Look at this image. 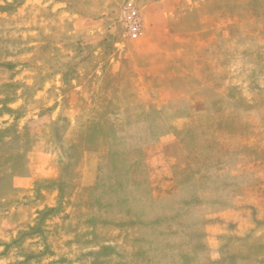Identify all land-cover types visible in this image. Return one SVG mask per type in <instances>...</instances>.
Instances as JSON below:
<instances>
[{
	"label": "rangeland",
	"instance_id": "obj_1",
	"mask_svg": "<svg viewBox=\"0 0 264 264\" xmlns=\"http://www.w3.org/2000/svg\"><path fill=\"white\" fill-rule=\"evenodd\" d=\"M209 1L216 14L235 0ZM129 4L141 13L134 0H0V241L34 226L41 205L56 207L46 240L35 235L6 257L0 246V264H27L24 254L45 245L28 264H264V53L227 59L238 73L233 100L214 95L206 120L178 133L162 165L144 152L167 132L162 121L128 120L116 102L54 100L85 83L86 97L91 83L99 98L118 96L120 79L94 71L142 37L126 31ZM253 5L233 11H258L254 34L264 36V7ZM74 109L88 114L83 126H71ZM102 147L82 188L86 152ZM43 152H53L55 169L44 167ZM27 207L22 220L16 211Z\"/></svg>",
	"mask_w": 264,
	"mask_h": 264
},
{
	"label": "crops",
	"instance_id": "obj_2",
	"mask_svg": "<svg viewBox=\"0 0 264 264\" xmlns=\"http://www.w3.org/2000/svg\"><path fill=\"white\" fill-rule=\"evenodd\" d=\"M134 1L143 15L142 37L127 45L128 47L122 44L119 54L111 53L107 65L94 71H106L105 73H112L120 79L118 96L108 94L99 98V85L91 83L92 91L86 97L85 83L75 88L72 98L65 94L54 100L65 108L76 107L80 99L84 100L83 104L103 105L105 109L116 102L120 106L118 115L121 113L128 120L155 117L154 119L162 121L167 132L155 142L144 146L145 155L153 157L156 165H162L172 157L167 147L176 142L178 133L190 128L194 122L206 120L214 95L224 96L225 101L233 100L227 93L231 90L229 86L236 85L238 73L228 70L227 59L236 58L239 61L240 57H247L251 52L264 53V36L257 37L254 34L257 21L261 20L259 12L233 11L239 8L237 4L245 7L254 3L253 6L262 8L264 2H224L214 14L209 0ZM227 11L230 13L229 19L223 16ZM227 33L231 37H226ZM44 56L51 57L52 53H44ZM49 74L57 75L58 80L62 75L60 72ZM52 84L60 85L59 81H53ZM74 98L76 100L73 101ZM73 112L71 126H83L88 114L81 109H74ZM113 126L115 130L114 123H110L112 130ZM121 129L123 131L124 126ZM217 129V125L211 127V131L218 137ZM61 148L63 147L60 150ZM106 153L103 147L86 152L80 177L82 188L89 186L94 179L91 164ZM42 154L47 157L44 167L48 165L49 170L55 169L57 163L52 161L53 152ZM45 206L47 205H41L39 210ZM29 208L16 211L22 220L30 214ZM16 218L18 219L17 216Z\"/></svg>",
	"mask_w": 264,
	"mask_h": 264
},
{
	"label": "trees",
	"instance_id": "obj_3",
	"mask_svg": "<svg viewBox=\"0 0 264 264\" xmlns=\"http://www.w3.org/2000/svg\"><path fill=\"white\" fill-rule=\"evenodd\" d=\"M58 192V201H60L61 197L63 196L62 193V188L61 185H57V188L55 189ZM56 207H51V206H45L44 209L38 210L37 214V220L34 226H29L27 230H21L18 232V235L15 238H12L9 242H4L0 241V246L3 247H8V251L6 254L3 256L6 257L11 253V251H18L22 250V246L24 245V242L29 239L34 237L35 235L41 236V239L43 241L46 240V234L47 229L44 225L45 220L47 219L49 213H52V211H56ZM56 214H53L52 216L54 217ZM43 251L40 252H32V253H25L24 257V263L27 262V264L34 259L35 257H43L45 255V250L49 252V247L48 245H45Z\"/></svg>",
	"mask_w": 264,
	"mask_h": 264
},
{
	"label": "built area",
	"instance_id": "obj_4",
	"mask_svg": "<svg viewBox=\"0 0 264 264\" xmlns=\"http://www.w3.org/2000/svg\"><path fill=\"white\" fill-rule=\"evenodd\" d=\"M123 22L127 33L132 38H137L143 33L142 15L133 5H125L123 9Z\"/></svg>",
	"mask_w": 264,
	"mask_h": 264
}]
</instances>
